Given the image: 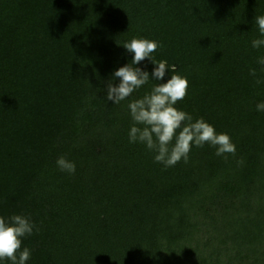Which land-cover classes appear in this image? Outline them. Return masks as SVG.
<instances>
[{"label": "trees", "instance_id": "trees-1", "mask_svg": "<svg viewBox=\"0 0 264 264\" xmlns=\"http://www.w3.org/2000/svg\"><path fill=\"white\" fill-rule=\"evenodd\" d=\"M260 15L264 0H0V217L35 224L26 264H264ZM133 38L176 71L114 104ZM171 75L189 82L175 107L228 134L235 156L193 145L165 168L129 142L128 104Z\"/></svg>", "mask_w": 264, "mask_h": 264}, {"label": "clouds", "instance_id": "clouds-1", "mask_svg": "<svg viewBox=\"0 0 264 264\" xmlns=\"http://www.w3.org/2000/svg\"><path fill=\"white\" fill-rule=\"evenodd\" d=\"M255 24L258 25L259 32L264 37V15L256 16ZM262 46H264V39L252 41L253 48L259 49ZM123 47L129 53H133L134 57L131 64L120 67L114 72L113 81L119 79L120 82L115 85L109 81L107 101L120 104L134 91L147 84L150 78L161 81L168 70L176 71L175 66H169L167 61L156 62L152 59V53L158 47H162L156 41L133 38ZM145 59H150L155 65L151 76L148 71L136 67ZM257 62L264 66V57H260ZM261 71H264V67ZM249 75L255 77L257 70L250 69ZM260 82L256 80L257 84ZM188 87L189 82L185 77L171 75L166 83L154 85L150 93L128 104L133 120L129 142L146 145L149 151L156 153L155 162L162 163L165 168L173 167L181 160L188 163L193 145L203 147L205 144H210L216 148V155L223 156L225 159L228 154L236 155V145L228 134H217L214 126L203 118L193 122L190 114L175 107L186 97ZM256 110L264 112V102L257 104ZM56 164L62 172L68 174L76 172L75 163L68 161L64 156L59 157ZM35 227V224L23 215H13L7 219L0 217V260H9L12 264H26L31 252L28 248L21 250L22 238L32 235Z\"/></svg>", "mask_w": 264, "mask_h": 264}]
</instances>
